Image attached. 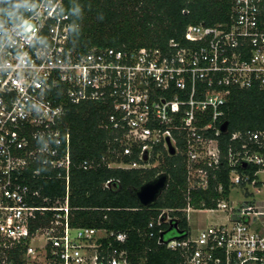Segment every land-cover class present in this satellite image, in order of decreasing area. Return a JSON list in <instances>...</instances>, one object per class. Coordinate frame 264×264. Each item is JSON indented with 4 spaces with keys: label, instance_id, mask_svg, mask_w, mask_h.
Instances as JSON below:
<instances>
[{
    "label": "built area",
    "instance_id": "2783aa9c",
    "mask_svg": "<svg viewBox=\"0 0 264 264\" xmlns=\"http://www.w3.org/2000/svg\"><path fill=\"white\" fill-rule=\"evenodd\" d=\"M231 4L228 24L190 25L186 44L170 41L166 51L82 52L71 44L64 0H30L20 12H0V264H131L123 249L126 233L71 224L65 119L69 106L87 103L102 109L103 126L121 155L137 157L109 168H153L155 149L169 154L170 145L184 155L188 189L181 212L187 223L191 211L224 214L221 223L195 237L190 230L184 239L159 237V245L179 252L181 262L175 264H264V204L229 202L236 186L260 192L262 170L250 178L245 169H264V130L231 134L225 155L219 144L227 132L221 117L232 90L264 91V0ZM223 160L228 195L212 208H194L190 191L207 190ZM93 164L85 161L82 168ZM41 168L56 171L65 183L62 203L32 202L29 185L42 178ZM112 184L106 181L104 187ZM36 213L41 223L32 229ZM168 214L162 211L158 224L175 225Z\"/></svg>",
    "mask_w": 264,
    "mask_h": 264
},
{
    "label": "trees",
    "instance_id": "16d2710c",
    "mask_svg": "<svg viewBox=\"0 0 264 264\" xmlns=\"http://www.w3.org/2000/svg\"><path fill=\"white\" fill-rule=\"evenodd\" d=\"M30 0H0V12H20ZM232 0H64L63 11L71 21V44L87 51L92 47L114 48L132 52L141 48L166 51L170 41L186 44L184 32L190 25L208 27L228 24ZM103 112L97 105L87 103L69 106L65 119L70 133L71 166L69 170V199L71 224L77 227L103 228L126 233L123 249L131 264H175L181 262L177 251L159 245L164 239H184L189 232L182 209L187 204L186 169L184 155H169L156 148L148 169L124 170L109 168L113 162H130L137 157H123L119 144L109 129L103 126ZM221 121L227 132L219 136L223 155L227 153L231 134L246 130H264V91L258 89L232 90L223 108ZM225 157V156H224ZM93 161L88 170L82 164ZM40 168V167H39ZM244 171V169H242ZM264 170L252 166L245 171ZM42 178L30 185L32 202L36 206L63 202L65 183L57 179V172L41 168ZM159 173L169 177L168 186L151 208H141L131 192L155 178ZM229 168L223 160L221 171L207 190H191L194 208H212L217 200L226 197ZM113 182L105 188L106 181ZM219 186L222 190L219 191ZM169 211L175 225L158 224L161 212ZM51 213H47L48 219ZM32 229L40 225L38 213ZM150 222L154 227L149 229ZM161 230V232H159ZM153 236L150 237V233Z\"/></svg>",
    "mask_w": 264,
    "mask_h": 264
},
{
    "label": "rangeland",
    "instance_id": "374dc122",
    "mask_svg": "<svg viewBox=\"0 0 264 264\" xmlns=\"http://www.w3.org/2000/svg\"><path fill=\"white\" fill-rule=\"evenodd\" d=\"M156 165V163H153ZM152 165V164H151ZM152 168V167H151ZM257 181L259 183V193H255V188L252 186H247L245 189H241L236 186L231 189L229 194V202L233 205H237L248 200H255L257 202H262L264 204V170L257 174ZM222 212L216 213H205L199 211H191L188 215V226L190 230V235L195 237L200 230L213 224H219L222 222Z\"/></svg>",
    "mask_w": 264,
    "mask_h": 264
},
{
    "label": "water",
    "instance_id": "95a60500",
    "mask_svg": "<svg viewBox=\"0 0 264 264\" xmlns=\"http://www.w3.org/2000/svg\"><path fill=\"white\" fill-rule=\"evenodd\" d=\"M227 128L226 124L221 127L222 132H225ZM168 151L170 155H174V149L168 145ZM146 160V156L143 157ZM244 168L246 164L242 165ZM169 177L165 173H159L153 180L144 183L139 188L131 192L132 196L136 199L138 205L141 208H151L155 205L158 198L161 196L162 192L168 186Z\"/></svg>",
    "mask_w": 264,
    "mask_h": 264
}]
</instances>
